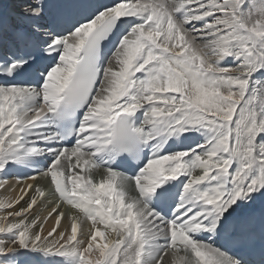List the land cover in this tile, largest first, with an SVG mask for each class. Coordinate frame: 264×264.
<instances>
[{
	"label": "snow or ice",
	"instance_id": "obj_1",
	"mask_svg": "<svg viewBox=\"0 0 264 264\" xmlns=\"http://www.w3.org/2000/svg\"><path fill=\"white\" fill-rule=\"evenodd\" d=\"M0 189V264H264V0H0Z\"/></svg>",
	"mask_w": 264,
	"mask_h": 264
},
{
	"label": "bare ground",
	"instance_id": "obj_2",
	"mask_svg": "<svg viewBox=\"0 0 264 264\" xmlns=\"http://www.w3.org/2000/svg\"><path fill=\"white\" fill-rule=\"evenodd\" d=\"M11 1L14 2V3H16V0H11ZM6 2H7V0H3L4 7H5ZM19 175L26 178V176L23 175V174H21L20 171H19ZM12 182L14 183L15 181L13 180ZM24 182L31 183L32 181H28V180L25 179ZM38 182L40 184H44L45 183V181L44 180H40L39 177H38ZM17 194H18L17 192H11V191L5 192L3 189H0V197H2V196H8V195H17ZM53 223H54V221L50 220L48 222V224L45 225V230H47L48 228H50Z\"/></svg>",
	"mask_w": 264,
	"mask_h": 264
}]
</instances>
